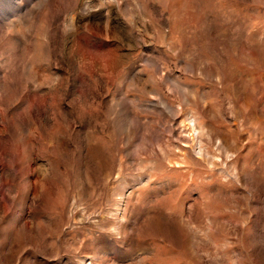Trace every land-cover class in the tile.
Instances as JSON below:
<instances>
[{
	"label": "rangeland",
	"instance_id": "obj_1",
	"mask_svg": "<svg viewBox=\"0 0 264 264\" xmlns=\"http://www.w3.org/2000/svg\"><path fill=\"white\" fill-rule=\"evenodd\" d=\"M0 264H264V0H0Z\"/></svg>",
	"mask_w": 264,
	"mask_h": 264
}]
</instances>
